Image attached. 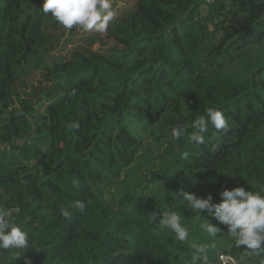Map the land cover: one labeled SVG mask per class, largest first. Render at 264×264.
I'll return each instance as SVG.
<instances>
[{"label":"trees","instance_id":"obj_1","mask_svg":"<svg viewBox=\"0 0 264 264\" xmlns=\"http://www.w3.org/2000/svg\"><path fill=\"white\" fill-rule=\"evenodd\" d=\"M43 2L0 0V208L28 234L0 264H202L193 242L208 263L264 264L178 196L264 195V0H112L103 34L64 28ZM208 108L229 131L210 125L197 145ZM172 211L184 242L149 216Z\"/></svg>","mask_w":264,"mask_h":264},{"label":"clouds","instance_id":"obj_2","mask_svg":"<svg viewBox=\"0 0 264 264\" xmlns=\"http://www.w3.org/2000/svg\"><path fill=\"white\" fill-rule=\"evenodd\" d=\"M202 6L206 5L202 4L200 10ZM42 11L51 14L66 29L80 26L84 31L101 34L108 30L115 16L112 0H44ZM210 125L217 131L222 130L224 133L229 131L224 113L215 108H208L206 115L198 116L190 125L196 130L190 137L191 141L197 145L204 144V133L208 132ZM185 131V128L173 127L171 135L174 139H179ZM218 148L219 145H213L212 150L216 151ZM178 196L182 197L187 202L186 206L196 213V219H202L201 213L205 212L218 224L226 226V234L234 241L235 246H243L249 254L264 253V195L260 192L245 190L243 186L231 190L224 189L219 193V203H214L210 194L206 197H198L181 190ZM75 207L82 213L86 209L82 201H77ZM61 213L66 218H70L68 211L62 209ZM11 214L10 211L0 208V249H25L28 247V234L9 220ZM149 216L162 230L174 234L177 241L184 242L188 239L189 230L181 223L180 213L165 212L159 218L154 214ZM201 228L210 238H216L222 232L217 224L210 222V219H206V222L201 224ZM190 248L192 261L208 264L209 244L193 242Z\"/></svg>","mask_w":264,"mask_h":264},{"label":"built area","instance_id":"obj_3","mask_svg":"<svg viewBox=\"0 0 264 264\" xmlns=\"http://www.w3.org/2000/svg\"><path fill=\"white\" fill-rule=\"evenodd\" d=\"M202 11H206V6H202ZM208 264H237L234 258L229 255L220 254L217 257V261L215 263Z\"/></svg>","mask_w":264,"mask_h":264},{"label":"rangeland","instance_id":"obj_4","mask_svg":"<svg viewBox=\"0 0 264 264\" xmlns=\"http://www.w3.org/2000/svg\"><path fill=\"white\" fill-rule=\"evenodd\" d=\"M117 7H121V5L118 4ZM97 48H98V47L95 46L93 49L96 50ZM40 81H41V79L38 77V78L36 79V81L33 82L34 87L38 88V87H43V86L46 85V83H44V82H40ZM40 83H41V84H40ZM28 92H29V90H27V93H28ZM38 93H39V91H38ZM224 255H225V254H224Z\"/></svg>","mask_w":264,"mask_h":264}]
</instances>
